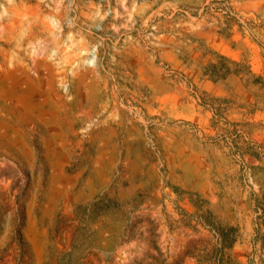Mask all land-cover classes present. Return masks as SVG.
I'll use <instances>...</instances> for the list:
<instances>
[{
	"label": "rangeland",
	"instance_id": "obj_1",
	"mask_svg": "<svg viewBox=\"0 0 264 264\" xmlns=\"http://www.w3.org/2000/svg\"><path fill=\"white\" fill-rule=\"evenodd\" d=\"M7 72L69 121L52 164L43 124L0 128V264H33L32 201L44 264H264V0H0Z\"/></svg>",
	"mask_w": 264,
	"mask_h": 264
},
{
	"label": "bare ground",
	"instance_id": "obj_2",
	"mask_svg": "<svg viewBox=\"0 0 264 264\" xmlns=\"http://www.w3.org/2000/svg\"><path fill=\"white\" fill-rule=\"evenodd\" d=\"M40 63L41 62H38L36 66L37 72H39ZM18 68L16 67V70H18ZM75 89L79 97L78 103L80 104L82 103V98H80L79 95L80 88L76 87ZM58 93L59 92L55 90L52 75L41 76L40 74L38 79L31 77L26 72H7V74L0 75V128H4L10 133H22L21 129L17 125H14L10 121L9 117L25 123L39 122L40 124H43L45 127L43 141L45 142L47 149L46 157L48 164H52V162L55 161L56 143L59 138L64 136L63 128L69 121L66 105L60 100V98H58ZM112 132L114 133V131H109L106 134ZM0 138L3 141L9 139L7 135H1ZM106 138H108V135L105 134L100 137H96L94 144H98ZM166 138L167 136L163 135V144L166 143ZM138 159L139 155L137 152H128V160L132 167L137 165ZM107 165V162L104 163L105 167ZM101 176L100 171H95L90 180V186L93 187L96 178H100ZM59 178V175L52 174L47 184L49 188V192L47 194L49 201L47 203L50 205L52 204L51 201L59 194L60 190L57 188ZM52 211L53 207L51 206L46 207V209H43L42 211H36V203L33 201L29 203L25 209L26 223L22 236L24 244L30 252L33 264H44V257L48 246V230L45 227L44 222L51 218Z\"/></svg>",
	"mask_w": 264,
	"mask_h": 264
},
{
	"label": "crops",
	"instance_id": "obj_3",
	"mask_svg": "<svg viewBox=\"0 0 264 264\" xmlns=\"http://www.w3.org/2000/svg\"><path fill=\"white\" fill-rule=\"evenodd\" d=\"M109 134H114V133L112 132V133H109ZM105 135H108V134H105Z\"/></svg>",
	"mask_w": 264,
	"mask_h": 264
}]
</instances>
